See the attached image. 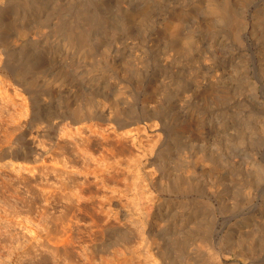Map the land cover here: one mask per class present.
<instances>
[{"label": "bare ground", "instance_id": "obj_1", "mask_svg": "<svg viewBox=\"0 0 264 264\" xmlns=\"http://www.w3.org/2000/svg\"><path fill=\"white\" fill-rule=\"evenodd\" d=\"M0 70L23 95L9 137L26 138L1 158L34 164L71 124L153 123V186L196 198L151 212L149 246L168 264H264V0H0ZM54 86L50 135L34 110ZM219 217L235 224L220 237Z\"/></svg>", "mask_w": 264, "mask_h": 264}, {"label": "rangeland", "instance_id": "obj_2", "mask_svg": "<svg viewBox=\"0 0 264 264\" xmlns=\"http://www.w3.org/2000/svg\"><path fill=\"white\" fill-rule=\"evenodd\" d=\"M56 86L51 104L34 110L36 116L52 115L36 121L50 135L53 116L62 109L55 103L62 99L55 95ZM15 89L9 74L0 70V147L13 149L26 139L8 134L23 96ZM161 136L159 126L143 121L118 135L109 127L75 130L71 124L57 131L52 148L34 164L18 166L0 157V264H168L149 246L147 222L157 206L193 202L196 194L153 186L157 172L147 157ZM233 222L219 217L216 235L232 232ZM113 225L125 227L128 237H119ZM237 256L229 253L224 264L246 262Z\"/></svg>", "mask_w": 264, "mask_h": 264}]
</instances>
